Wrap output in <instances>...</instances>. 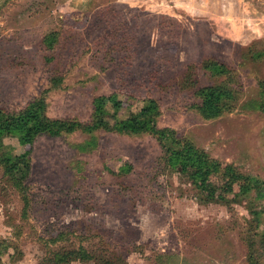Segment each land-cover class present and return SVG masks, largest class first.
<instances>
[{
  "label": "rangeland",
  "instance_id": "374dc122",
  "mask_svg": "<svg viewBox=\"0 0 264 264\" xmlns=\"http://www.w3.org/2000/svg\"><path fill=\"white\" fill-rule=\"evenodd\" d=\"M206 58L230 75L204 70ZM53 74L63 81L45 96L49 117L84 124L96 105L123 120L152 98L160 131L4 138L30 169L23 193L0 167V264L79 249L91 259L59 264H264V0H0V108L22 109ZM192 75L232 88L231 108L203 119ZM164 129L251 189L225 192L213 174L204 201L165 165Z\"/></svg>",
  "mask_w": 264,
  "mask_h": 264
},
{
  "label": "trees",
  "instance_id": "16d2710c",
  "mask_svg": "<svg viewBox=\"0 0 264 264\" xmlns=\"http://www.w3.org/2000/svg\"><path fill=\"white\" fill-rule=\"evenodd\" d=\"M198 65L214 76L221 75L226 78L231 71L226 64L212 58L203 59ZM194 68L188 67L189 70ZM62 81L61 76L53 74L49 78L48 88L41 91L36 98L28 101L22 109L6 111L0 108V167L17 191L23 192L24 190L23 181L29 173V160L24 154L13 155L5 150L3 140L6 137H16L23 144H32L38 136L57 137L72 133L77 129L89 133L98 128L125 134H157L160 131L157 127L160 110L156 100L152 98L144 100V104L138 111L130 112L123 120H119L116 114H111L96 105L92 109V119L84 124L70 119L49 117L46 110L45 96L50 91L59 89ZM185 81H187V78ZM188 83H190L199 99L196 108L203 119L219 117L229 110L231 104L235 101L234 90L225 84L199 87L194 76ZM110 99L114 102L112 106L116 108L119 102L113 96ZM259 108L264 112V105ZM163 131L166 132V138L161 142L165 154V165L190 179L198 191L204 194V201L215 198L216 187L210 181V176L213 174H218L221 177L224 182L222 190L225 192L230 191L235 183L240 186L243 192L251 189L249 184L241 183L245 178L233 167L227 165L221 168L216 160L209 158L199 150L196 151L191 144L183 141L175 131L171 129H164ZM192 152L196 155L194 160H190ZM23 201L25 208L27 206L25 194ZM56 256L57 259L54 264L91 259V255L82 249L77 252L57 253Z\"/></svg>",
  "mask_w": 264,
  "mask_h": 264
}]
</instances>
